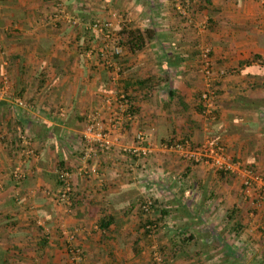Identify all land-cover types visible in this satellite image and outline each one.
<instances>
[{
	"label": "crops",
	"instance_id": "crops-1",
	"mask_svg": "<svg viewBox=\"0 0 264 264\" xmlns=\"http://www.w3.org/2000/svg\"><path fill=\"white\" fill-rule=\"evenodd\" d=\"M72 2L69 9L77 7L81 16L115 10L132 23L139 15L132 24L155 27L158 40L117 58L123 73L113 80L99 48L86 51L92 28L75 35L50 20L56 0H0V43L6 50L0 53V87L5 76L9 85L8 96L0 97V131L7 137L0 147V264H153L151 252L158 245L165 264H264L258 230L264 211L253 217L248 202L234 199L243 194L238 180L231 184L166 144L187 136L197 149L208 138L218 139L233 158L264 174V65L238 66L253 55L264 59V0L194 3L192 21L178 15L179 0ZM208 18V30L196 36L198 21ZM199 41L212 48V58L226 71L213 76L214 119L197 109L198 89L208 85L196 68ZM92 43L95 48L97 40ZM122 91L130 95L133 117L115 129L105 99ZM17 94L27 106L17 105ZM95 111L113 147L89 162L94 172L82 173V131ZM22 130L35 155L22 152L17 142ZM138 131L150 152L131 170L123 147L134 145ZM17 169L25 171L20 182L12 175ZM64 169L73 175L72 207L60 199ZM146 193L155 198L157 215L167 212L152 237L144 234L139 210ZM233 207L245 227L250 219L255 223L234 245L227 240L235 234L227 219ZM103 219L109 220L106 228L99 226ZM67 233L75 234L84 251L81 260L73 261ZM191 233L189 242L179 238Z\"/></svg>",
	"mask_w": 264,
	"mask_h": 264
},
{
	"label": "built area",
	"instance_id": "built-area-1",
	"mask_svg": "<svg viewBox=\"0 0 264 264\" xmlns=\"http://www.w3.org/2000/svg\"><path fill=\"white\" fill-rule=\"evenodd\" d=\"M181 4L182 5L178 9L181 13H187L183 11H188V9H190L189 5H191L192 2L190 0H182ZM58 6V13L62 14V18L72 24H75L76 26L79 25V21L76 20L75 17L69 12H67L63 5L59 4ZM59 14L55 15V20L60 18ZM112 16L114 18L113 20L94 22L92 24V29L97 31L103 39V45L100 49L102 62L106 68H109L112 79L117 80L120 77L121 65L116 57L121 56L120 54L122 53V48L117 44L111 46L109 43L110 41H113L112 33L114 28L119 26L122 23V20L128 19L126 17L123 18V15L121 16L116 12H114ZM201 30H205V23L201 25ZM111 49L112 52L111 55H109V51H111ZM209 54L210 48L208 46H204V48H202L204 62L203 71L209 80L207 89L202 92L201 98L205 104L206 113L210 115L211 119H214L212 112L215 109V90L211 84V81L213 80V68ZM221 74H223V71H221ZM3 79L4 87L0 88V94L8 90V78L5 76ZM15 102L20 107H25L27 105L26 102L21 98L15 99ZM105 103L108 105L109 110L113 113V125L115 129L122 127L126 121L131 120L133 117L129 111V106H131L130 100L125 94L117 92L113 95H109L106 97ZM18 136L21 139L19 144L22 146L23 153L29 156L35 155L34 150L31 148V141L27 134L20 132ZM110 136L111 135L107 130L105 123L101 119L100 113L98 111L87 115L85 127L82 131V138L85 147V152L83 155L85 166L81 168L82 173L94 172L96 168L89 164V162L96 158L99 153H107L112 150L113 141ZM145 141L146 138L144 132L138 131L134 137V145L123 147L124 151L135 154V156L138 158L137 160H134V162L131 158V170L133 169V165H136L138 161H141L140 153L146 155L150 152V149L147 146H144ZM170 147L174 148V150L180 153V155L185 156L186 159L194 160L197 163L210 166L215 171L223 170L225 172L233 173L241 182L243 193H255L256 196L254 197L253 205L258 209H264V174L254 171L253 169L244 165V163L241 161L234 160L232 155L227 152L224 143L218 139L208 138L202 148L197 149H193L192 144L189 141L178 142L176 144L170 145ZM89 167L92 169L91 171H88ZM12 174L16 180H21L25 177L21 169L15 170ZM72 177L73 175L70 170L64 169L59 171V181L62 184L60 197L62 200L67 201V203H69L70 200L68 193L72 189ZM155 208H157V205L154 197L148 196L144 198L142 209L145 211V213L150 215ZM158 228L159 226L153 222H149L145 225V230L148 231V235L150 237L154 236L158 232ZM67 237V242L70 246L69 251L72 254L71 256L73 261L81 260L82 249L75 244V234L67 233ZM153 258L158 264H162V254L156 247L154 248Z\"/></svg>",
	"mask_w": 264,
	"mask_h": 264
},
{
	"label": "trees",
	"instance_id": "trees-1",
	"mask_svg": "<svg viewBox=\"0 0 264 264\" xmlns=\"http://www.w3.org/2000/svg\"><path fill=\"white\" fill-rule=\"evenodd\" d=\"M190 1L192 2V4H194V3L196 4V2L198 3V2L205 1V0H190ZM206 1L209 2V0H206ZM56 3L57 4H60V2L58 0H56ZM191 5H189L190 8L192 7ZM117 13H118V11H117ZM119 13H120V11H119ZM78 16H81V15H78ZM122 17L124 18L125 16H122ZM81 18H83V17L81 16ZM210 20L211 19L208 18L205 21V30H204V32L206 30H208ZM91 27H88V28L90 29ZM77 29H79V28L77 27ZM112 37H113V40H114V37H116L115 38V40H116L115 41V44H117L118 46H120L122 48L123 53H121L120 55H124L125 53L136 54V53L141 52L144 49H146L147 46L150 45L152 42H155V41L158 40V34H157V30L155 29V27H153V26H146L144 28L143 27L142 28L141 27H136L132 23H129V21H127V20H122V23L118 26V32H117L116 36H114V34H113ZM93 40H97V41L99 40V43L100 42H103L101 35L97 31H95L93 33L92 40L88 41L87 42V45H85L86 51H89V49H92L93 50V48L91 47V46H93V43H92ZM209 48H210V54H209V56H210V59H211L213 52H212V48L210 46H209ZM201 55H202V51H201ZM119 57H116V58H119ZM211 62H212V59H211ZM255 62H258V63L264 65V59L260 55H253L250 59L241 60L239 62V64H238V66L239 67L240 66L241 67L242 66H246V65L249 66V65H251L252 63H255ZM106 70H108L109 73H110V70H109L108 67L106 68ZM224 72H226V71L223 70V73ZM122 73H123V70H122V66H121L120 76H121ZM110 77H111V74H110ZM3 84H4V82H3ZM1 87H3V86H1ZM202 92L199 94L200 97H199V102H198L197 109L199 111L203 112V114H205L208 117H210V115L206 113V107H205V104H204V102H203V100L201 98ZM120 93L125 94L129 98L130 105H131V98H130V95L127 94V91H122ZM15 97L16 98H21V99H23L26 102V100L22 97L21 94H17ZM215 97H216V94H215ZM26 104L28 105L27 102H26ZM129 111L132 112V107L131 106H129ZM212 116H215L216 117V110L215 109L212 112ZM86 118H87V116H86ZM20 132H24V130H22ZM186 137L185 138H182L181 140H178V141H175L172 138L170 140H167L166 141V144H167V146H170V145L176 144L178 142L188 141L189 139L187 140ZM188 138H190V137H188ZM17 142L18 143L21 142V139L19 138L18 135H17ZM82 142L84 144L83 138H82ZM144 146H146V141L144 143ZM84 152H85V147L83 148L82 155H84ZM129 154L133 157V160H132L133 162H134V160H137L138 159L137 156H135V154H132V153H129ZM140 154L144 158V154H142V153H140ZM233 159L236 160L235 158H233ZM192 161L195 162L194 160H192ZM236 161H239V160H236ZM247 167H249V168L253 169L254 171H256L255 168H252L250 166H247ZM217 173L223 179H226V178H236V175H234L233 173L225 172L223 170L222 171H217ZM21 180H23V179H21ZM21 180H17V181L20 182ZM58 180H59V178H58ZM59 184H60V187L62 188L61 182ZM68 195H69V198H70L69 203H67V201H65V200H62L61 198L60 199H61V202H63V203L66 204V206L72 207L75 204V200H74L75 197H74L73 187H72L71 191L68 193ZM143 202H144V198L141 199V202L139 204V210L142 213V215L144 216L143 217L144 218L143 219L144 220V223H143L142 229H144L143 230L144 231V234L148 235L149 233H148V231L145 230V225L147 223H149V222H153V223L157 224V226H160L161 222L163 221V215L165 216V214L167 212L165 210L164 211L161 210L160 211V215H157V209L158 208H155L154 211L152 212V214L148 215L142 209ZM238 213H239V209L236 208V207H233L231 209V211H229L227 213V219H228V221H231V223H232L231 232H234L236 235L240 234V232H242V230L245 228V226L242 224V221H240L239 219H236L238 217ZM108 225H109V220L106 221V220L103 219L102 221H100V225L99 226L101 228H106V227H108ZM262 229H263V231L261 233L263 235L262 237H264V226L262 227ZM158 230H159V228H158ZM181 235L182 236H180L179 238L181 240H183V241H188V242L195 237L192 233L190 235H187V236H183V234H181ZM224 237L225 236H223V245L226 246V248L229 247L231 249V246L229 244H227V241H225V238ZM75 244H76V242H75ZM76 246L79 247V245H77V244H76ZM69 248H70V246L68 244V249ZM159 251H160L161 254L164 253L162 251V248L159 249ZM82 254H84V251H82ZM152 262H153V264H158L154 260L153 257H152ZM162 264H164L163 260H162Z\"/></svg>",
	"mask_w": 264,
	"mask_h": 264
},
{
	"label": "rangeland",
	"instance_id": "rangeland-1",
	"mask_svg": "<svg viewBox=\"0 0 264 264\" xmlns=\"http://www.w3.org/2000/svg\"><path fill=\"white\" fill-rule=\"evenodd\" d=\"M59 2H60V4L61 5H63L64 7H65V9H66V11L67 12H69L71 15H73L74 17H75V19L76 20H78L79 21V25H75V24H72V23H70V22H68L67 20H65L64 18H62V14H59L58 13V5L59 4H57V3H55V5L53 6L54 7V12H53V14H52V16H51V21L54 23V24H58V25H61V24H64V25H66L69 29L68 30H70V31H73V33L75 34V35H78L80 32H82V31H80V29H77V27L78 28H81V30H84L85 28H88V27H91L92 26V24L94 23V22H104V21H106V20H113L114 18H113V16H112V14L115 12V10H111L110 12H109V10L108 11H106V12H102L101 14V16H98V17H94V16H89V15H87V14H84V16H82L83 18H81V16H78V13H80L79 12V10H78V8L77 7H75L74 9L72 8L71 10L69 9V6L70 7H72V5H73V0H70V3L68 4V2L66 3L65 1H67V0H58ZM181 2H182V0H179V4H178V7H180L182 4H181ZM196 4H197V2H196ZM192 7L190 8V9H188V11H186V10H184L183 12H187V13H181L180 12V10H179V16L181 17V19H182V21H184V18L185 19H188V20H190V21H192L191 20V18H195L193 15H192V12H191V10L194 8L193 6H194V4H192L191 5ZM80 8V7H79ZM119 13V12H118ZM178 13V12H177ZM56 14H59L60 15V18L58 19V20H55V15ZM92 15V14H91ZM119 15H121L122 16V11L119 13ZM123 16H125L126 17V15H124L123 14ZM127 19H128V17H126ZM198 19V18H197ZM84 20V21H83ZM204 20V19H203ZM203 20H197L198 21V26L195 28L196 30H195V35L196 36H198V37H203V34L205 33L204 31H202L201 30V25L203 24V23H205V22H203ZM139 21H140V18H139V15H136V19H134L133 18V21H132V23L133 24H135V25H137L138 23H139ZM81 23V24H80ZM191 24V23H190ZM83 28V29H82ZM92 28V27H91ZM89 29V28H88ZM117 32H118V26L117 27H115L114 28V31H113V34H114V36H116V34H117ZM200 32V33H199ZM93 34V33H92ZM200 35V36H199ZM115 38L116 37H114V40L113 41H110V43L109 44H111V46H113L114 44H115ZM102 41H103V39H102ZM202 41H204L203 39H202ZM200 42V46H198L199 48H198V50H200V53H199V60H197V71H199L201 74H203V77L205 76V73H204V71H203V66H204V62H203V56L201 55V51H202V48H204V46H207L206 45V43L205 42ZM74 43V42H73ZM196 43H198V41L196 42ZM203 43V44H202ZM95 44V48H93V50H96L97 49V51H98V48H99V53H101V47H102V45H103V42H100L99 43V40L97 41V43H94ZM2 47V48H1ZM209 47V46H208ZM0 53L2 52V51H6L5 50V48L3 47V45L0 43ZM111 52H112V49H111V51H109V55H111ZM122 53H123V51H122ZM92 54V53H91ZM98 54V53H97ZM96 54V55H97ZM100 55V54H99ZM3 56H4V58L5 57H8V54L6 55V54H3ZM212 59V72H213V76H217L218 78L221 76V75H223V74H221V71H223L224 69H223V67H219L218 66V64L216 63V61H215V59L214 58H211ZM5 60H7L6 58H5ZM205 78V77H204ZM207 78V77H206ZM4 80V79H3ZM207 80H209L208 78H207ZM214 81H216V80H214ZM214 81L212 80L211 81V84H212V86L214 87ZM9 86V85H8ZM206 89H207V87H206ZM214 90H215V88H213ZM205 90V88L204 89H198V96H197V98H198V100H199V97H200V93L202 92V91H204ZM6 94V96H8V94H7V91L6 92H2L1 94H0V97H3L4 95ZM215 94L217 95V93H216V90H215ZM215 99H216V97H215ZM22 108V107H21ZM2 126V125H1ZM1 129V128H0ZM20 133V132H19ZM19 133L17 134V135H19ZM24 133H26L27 134V136L29 137V139H30V141L32 142V140H31V138H30V135L27 133V132H24ZM7 139V137L5 136V134H3L1 131H0V147H2L3 148V146H4V148H5V140ZM4 142V143H3ZM7 143H8V140H7ZM195 148H202V144H200V145H195ZM33 149V148H32ZM1 150V149H0ZM112 151V150H111ZM23 152V151H22ZM123 152L124 153H126L127 155H128V158H132V160H133V157L129 154V152L127 151H124V149H123ZM34 153H35V151H34ZM149 154V153H148ZM180 154V153H179ZM181 157H183V158H185V156H183V155H180ZM144 158H146L145 157V155H144ZM140 159H141V161H138L137 162V164L136 165H133V169L132 170H135L136 168H138V167H140V165H141V163L143 162V157L141 156L140 157ZM186 159V158H185ZM130 163H132V162H130ZM18 165V163L17 164H15L14 166H17ZM139 165V166H138ZM0 166H1V161H0ZM137 166V167H136ZM210 167V166H209ZM212 170H214L213 168H211ZM22 170V169H21ZM23 171V170H22ZM215 171V170H214ZM25 172V171H24ZM23 172V173H24ZM262 173V172H261ZM13 175V174H12ZM13 178H15L14 176H13ZM228 180H230V183L231 184H233L234 182H236L237 180L239 181V179L236 177V178H229ZM239 183L241 184V182L239 181ZM243 193V192H242ZM148 196H152V195H147V193L146 194H144V197L143 198H146V197H148ZM224 196V195H223ZM256 195H255V193H253V194H248V193H243V194H241V195H238V196H235V200H237V201H239V202H241V201H244V202H248V206H249V210H248V212L251 214L252 213V215H253V217H255L256 216V214L257 213H259V212H263L264 211V209H258V208H256L254 205H253V201H254V197H255ZM241 204H242V202H241ZM233 205V204H232ZM238 205H240V204H238ZM234 206H237L236 204H234ZM230 209V208H229ZM222 220V219H221ZM253 220L252 219H250V220H248V222H247V225L248 226H246L245 228H248V227H254V225H255V223L254 222H252ZM250 222H251V224H250ZM221 224H223V227H226V225L224 224V218H223V220L221 221ZM250 225V226H249ZM263 226H264V223H263ZM244 228V229H245ZM243 229V230H244ZM242 230V231H243ZM260 232H262L263 231V229L262 228H259L258 229ZM262 234V233H261ZM227 240H229V241H231V244H235V242H236V240H237V235H235V234H232L231 233V235H228V238H227ZM159 249H161V247L158 245V250ZM151 253H153V252H151ZM164 253H162V260H163V262H164V256L165 255H163ZM216 255V254H215ZM213 258H216V257H213ZM218 259H221V257H219ZM219 263V262H218ZM165 264V263H164Z\"/></svg>",
	"mask_w": 264,
	"mask_h": 264
}]
</instances>
